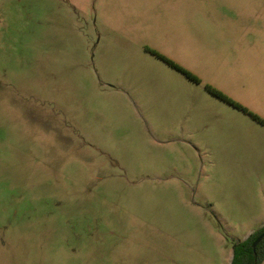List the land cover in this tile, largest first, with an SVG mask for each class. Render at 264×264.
Returning a JSON list of instances; mask_svg holds the SVG:
<instances>
[{
    "label": "rangeland",
    "instance_id": "374dc122",
    "mask_svg": "<svg viewBox=\"0 0 264 264\" xmlns=\"http://www.w3.org/2000/svg\"><path fill=\"white\" fill-rule=\"evenodd\" d=\"M262 223L264 0H0V264H231Z\"/></svg>",
    "mask_w": 264,
    "mask_h": 264
},
{
    "label": "trees",
    "instance_id": "16d2710c",
    "mask_svg": "<svg viewBox=\"0 0 264 264\" xmlns=\"http://www.w3.org/2000/svg\"><path fill=\"white\" fill-rule=\"evenodd\" d=\"M157 55L161 59H163L165 62H167L169 65H171L172 67L182 71L188 77L197 80L194 76H192L191 74H189L188 72L180 68V66H178L174 62L168 60L167 58H165L164 56L160 54H157ZM208 89L212 94H214L219 99L227 102L228 104L232 105L233 107L239 110H242L248 113L252 118L257 119V117L254 114L248 112L247 109L235 103L234 101L226 97L224 94L216 90H213L211 88H208ZM261 237H262L261 241L259 242L257 247L254 249L253 245ZM263 263H264V227L254 232L253 234H251L245 240H242V241L238 240L233 243V257H232L231 264H263Z\"/></svg>",
    "mask_w": 264,
    "mask_h": 264
},
{
    "label": "crops",
    "instance_id": "0c3cea01",
    "mask_svg": "<svg viewBox=\"0 0 264 264\" xmlns=\"http://www.w3.org/2000/svg\"><path fill=\"white\" fill-rule=\"evenodd\" d=\"M264 227V223H262L259 227V229L263 228ZM259 229L255 230V231H252L246 238H248L251 234H253L254 232L258 231ZM245 240V239H244ZM233 257V255H232Z\"/></svg>",
    "mask_w": 264,
    "mask_h": 264
},
{
    "label": "water",
    "instance_id": "95a60500",
    "mask_svg": "<svg viewBox=\"0 0 264 264\" xmlns=\"http://www.w3.org/2000/svg\"><path fill=\"white\" fill-rule=\"evenodd\" d=\"M262 237H263V236H262ZM262 237L259 238V239L255 242V244L253 245V248H254V249L257 247V245H258L259 242L261 241Z\"/></svg>",
    "mask_w": 264,
    "mask_h": 264
}]
</instances>
